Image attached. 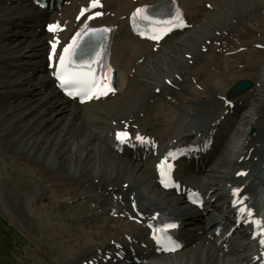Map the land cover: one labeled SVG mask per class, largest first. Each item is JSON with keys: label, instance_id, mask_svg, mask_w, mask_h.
<instances>
[{"label": "bare ground", "instance_id": "bare-ground-1", "mask_svg": "<svg viewBox=\"0 0 264 264\" xmlns=\"http://www.w3.org/2000/svg\"><path fill=\"white\" fill-rule=\"evenodd\" d=\"M6 1L0 0V9H7L0 12V22L9 21L7 25L0 27V35L5 36L0 40V63L8 65L9 69L5 70L4 78L0 77V97L13 98L15 105L11 106L7 101L0 110V131L8 139L0 140V148L6 152L11 151L12 154L13 148L18 154L14 159L25 160L24 165L31 170L37 184L46 190L45 195L51 205L66 202L68 199H81L82 209L87 211L86 202H97L100 187L103 190L108 185L120 188L127 182L128 186L136 189L143 198L156 207L180 217L190 213L191 209H185L180 199L157 189L153 175L149 173L146 165L117 156L105 148L106 142L95 140L94 128L100 127L107 131L113 127V122L115 128H118L122 120L147 124L153 109H160V104L154 101L163 93L174 95L183 108L181 110L178 106V115L171 117L169 134L172 131L178 132L177 129H181L190 120L218 116L223 111L222 104L209 91L216 83L208 74L214 73L215 77V71L211 69L222 65L220 59L224 53L241 45L264 42V14L259 13L264 9V0H223L222 3L215 1L214 9L193 28L194 33L182 36L164 46L161 53L146 61L149 66H143L139 70L136 67L132 77H129L128 73L134 61L133 52L141 51L137 48L138 42L135 40L116 42L113 60L122 73L118 80L119 85L125 88L121 95L99 106L101 114L92 108L83 109L60 97L53 88L51 79L44 75L41 56L42 35L32 28V24L41 18L39 12L34 11L29 0H9V6L4 3ZM15 1H19V4L9 11ZM196 2L200 3V0ZM227 3L233 5V8L226 14ZM27 6L28 11L24 10ZM187 9L188 15L200 12L190 5ZM19 18H30V21L25 20L28 23H23L24 20L19 21ZM10 20L14 25L21 27L19 33L13 32L12 26L9 25ZM199 31L201 41L194 44L192 36ZM11 40L20 42L14 44ZM12 64L23 67L24 72L15 69ZM204 67H211L208 74L203 73L205 79L202 78ZM6 74L11 78H7ZM186 80L187 83H184ZM193 80L196 82L193 83ZM260 84L264 85V80ZM196 85H200L201 88H196ZM155 89H159V92L156 93ZM254 90L255 88L252 92ZM252 92H246L243 97L247 98ZM248 106H251V110ZM248 106L247 111L241 113L239 117L247 116L249 120L243 125L236 124L225 137L219 156L209 168L210 174L204 179L206 184L211 181L219 185L228 181L237 161L247 149L256 144H264L263 89L258 101L251 102ZM18 107L26 108L17 111ZM7 110L8 116H3ZM140 114H143L142 118L139 117ZM154 123L160 124L161 121L157 117ZM103 124L105 126L102 127ZM234 133L236 137H232ZM263 161L264 151L253 168ZM29 162L33 165L31 166ZM102 197L104 200L108 199L104 195ZM38 201L39 204L46 199L40 196ZM24 207L27 215L23 213L29 217L30 214L27 212L30 211L29 205L26 203ZM15 208L20 210L16 204ZM15 212L18 214L17 210ZM68 219L72 220L71 217ZM98 228L97 226L91 229L63 228L67 229L70 238H73L70 229L78 235L76 242L70 239L75 247L73 255L91 250L107 232L114 229L111 225L103 226L100 231ZM224 257H219L212 244L207 246L199 244L194 249L174 257H165L151 264H238L232 258ZM66 261L71 262L72 259Z\"/></svg>", "mask_w": 264, "mask_h": 264}, {"label": "rangeland", "instance_id": "rangeland-1", "mask_svg": "<svg viewBox=\"0 0 264 264\" xmlns=\"http://www.w3.org/2000/svg\"><path fill=\"white\" fill-rule=\"evenodd\" d=\"M217 1L220 3L223 2V0H217ZM18 4H19V1L13 2V5L10 6L9 11H11L13 7ZM9 5H10V1H9L8 6ZM28 7L29 6L25 7L24 10L28 11L29 10ZM227 8L228 9H226V14L228 13V10H231L233 8V5L227 3ZM6 10L7 9H0V12H4ZM259 13L260 15L264 14V9H262ZM226 14L224 15V17H226ZM216 19H218V17H216ZM234 21L235 20H233V22ZM23 23H28V22L24 21ZM4 25L5 24H3V26ZM9 25L11 26L14 25L11 20H10ZM3 26L1 25L0 27H3ZM198 34H200V31L192 36L194 44L201 41V36ZM0 36H3V35H0ZM6 42L8 43L9 40H7ZM19 42L20 40H11V43H14V44L15 43L19 44ZM262 44H264V42ZM182 51H185V50H182ZM37 53H39V51ZM262 54H264V51H254L250 55V57H255L254 67L258 68V73L256 72V70H252L249 72V69H248L247 73L236 71V73L228 74L226 76L220 75L221 77L218 76V80L220 82L218 88L221 89V91H225L229 87V85H231L233 82L236 81L238 77H241V76L245 77L246 79L251 80L252 82H255V83L258 82V84L261 83L262 80L264 79L262 77L263 76L262 73L259 71L258 63H259V58L261 57ZM228 64H229V68H231L232 67L231 63L229 62ZM0 65H1L0 66V77L4 78L5 70L9 69V67L6 69L2 67L3 66L2 64ZM210 68L211 67L202 68V78L203 79H205V76L203 75V73L205 72L206 74H208V71H210ZM213 74L209 73L208 75L217 85L218 81L215 78L217 75H215L214 77ZM6 77L9 79L11 78V77H8L7 74H6ZM227 79H231V81L225 83ZM184 83H187V80ZM262 89L264 90V85L260 84L257 86V89L255 91L256 94L253 96V98H255L253 103H256V101H258V96L261 94ZM7 101L10 103L11 106L15 105V102H13V98L2 96L0 97V110H2L4 107L3 103H6ZM25 108L26 107H22V108L18 107L17 111H23ZM249 110H251V106L249 107ZM7 114H8V110L4 113L3 116L7 117L8 116ZM53 114H55V112H53ZM246 120L242 121L241 125H243V123ZM5 136L3 135L2 131H0V140L7 139ZM236 136L237 135L235 133L232 135V137H236ZM11 149L13 150L14 153L11 154L12 156L10 157L8 154L5 155V153L0 152V176H2L0 177V219L2 220L4 225H6V228L10 227V231L14 233V237H15L14 239L18 243V247L13 248L15 250L14 251L15 255L17 256V259L13 260L14 262L13 264H16V263L18 264H46V262H48L49 260L51 262H57V261H61L65 259L66 256L70 258L68 253H70L71 250H73V248L70 247V244L66 243V240L64 239V237L67 238L68 242H70V239L76 242V240L78 239V235L70 229V232L73 234V238H70L68 235L67 229L66 230L63 229L65 226L51 224L53 222H57L58 220L62 219L63 214L57 215L54 213L53 216L55 220L52 218L51 215L48 216L45 214L44 218L46 219L47 222L44 221L43 218L41 220L39 219L40 222H36L37 215L36 217L32 215L35 211V209L32 207H38V208H41V207L33 206L31 204L32 207L30 206L28 207L30 211H27L30 214V216L27 217L24 215V213L26 214L24 204H26L27 202L23 196V189L19 188L18 185L12 180V175L9 174L8 172L9 170L6 169V167L9 165V162L5 161L6 159L3 157H6L14 166H18V167H26L24 165L25 160L23 159L15 160L14 158H16L18 154L15 152L13 148ZM0 151H1V148H0ZM58 153H62V151L61 152L58 151ZM29 171L31 172V170ZM68 182L69 181H67V183ZM45 185H47V183H45ZM15 204L18 206L20 210L15 208ZM15 210H17L18 214L15 212ZM19 214L23 217V219H20L21 216H19ZM62 222L64 223V221ZM24 225L29 226L30 229L26 228ZM51 225L54 227L53 229L51 228ZM57 231L63 236V238H60V236L57 235Z\"/></svg>", "mask_w": 264, "mask_h": 264}, {"label": "snow or ice", "instance_id": "snow-or-ice-1", "mask_svg": "<svg viewBox=\"0 0 264 264\" xmlns=\"http://www.w3.org/2000/svg\"><path fill=\"white\" fill-rule=\"evenodd\" d=\"M99 0H91L90 7H99ZM141 10L137 9V13ZM84 12H81L83 15ZM96 15H100V13H96ZM180 25H183V20L177 16ZM59 29L58 25H50V31H57ZM171 30V29H169ZM151 39H159V35H152ZM73 45H75V38ZM73 45H69L68 47L64 48V54L60 56L59 67L55 73L57 79L60 81V87L64 88L69 96L78 95L81 97L82 100L84 99H91L94 96L99 97L101 95H106L108 91L111 89L108 88L104 84H98L95 75L93 74V70L90 65H88V70H77L72 69L69 70V66L72 64V61L69 59L66 61V56L74 55V52H70V49L73 48ZM53 49H55V43L53 44ZM83 68V66H81ZM104 78L101 77V80ZM117 139L120 140L121 143H124L127 139V133H117ZM137 140L146 142L143 137L137 136ZM170 167V166H169ZM163 175V173H162ZM164 181H162L163 183ZM167 187L168 184H165ZM235 195V192H234ZM247 211L246 209H241V212ZM248 215H251V212H248ZM260 222H258L259 225ZM169 227H175V225H169ZM264 232V228L261 229ZM155 238V237H154ZM159 243V241H157ZM261 245H264V238L260 240ZM175 247H179V245H175ZM174 250V249H173Z\"/></svg>", "mask_w": 264, "mask_h": 264}, {"label": "water", "instance_id": "water-1", "mask_svg": "<svg viewBox=\"0 0 264 264\" xmlns=\"http://www.w3.org/2000/svg\"><path fill=\"white\" fill-rule=\"evenodd\" d=\"M250 84L248 83H238L236 86L233 87L232 92L233 94H236L238 92L243 91L244 89L248 88Z\"/></svg>", "mask_w": 264, "mask_h": 264}]
</instances>
